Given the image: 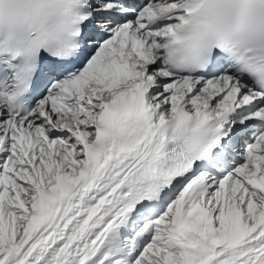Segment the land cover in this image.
Returning a JSON list of instances; mask_svg holds the SVG:
<instances>
[{"label": "snow or ice", "instance_id": "6c2138e0", "mask_svg": "<svg viewBox=\"0 0 264 264\" xmlns=\"http://www.w3.org/2000/svg\"><path fill=\"white\" fill-rule=\"evenodd\" d=\"M0 264H264V0H0Z\"/></svg>", "mask_w": 264, "mask_h": 264}, {"label": "clouds", "instance_id": "9594fccd", "mask_svg": "<svg viewBox=\"0 0 264 264\" xmlns=\"http://www.w3.org/2000/svg\"><path fill=\"white\" fill-rule=\"evenodd\" d=\"M26 4V0H16V6L18 9H22Z\"/></svg>", "mask_w": 264, "mask_h": 264}]
</instances>
